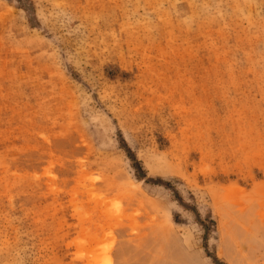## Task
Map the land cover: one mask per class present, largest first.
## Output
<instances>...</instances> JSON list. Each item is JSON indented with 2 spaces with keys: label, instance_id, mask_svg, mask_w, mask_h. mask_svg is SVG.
<instances>
[{
  "label": "rangeland",
  "instance_id": "1",
  "mask_svg": "<svg viewBox=\"0 0 264 264\" xmlns=\"http://www.w3.org/2000/svg\"><path fill=\"white\" fill-rule=\"evenodd\" d=\"M0 264H264V0H0Z\"/></svg>",
  "mask_w": 264,
  "mask_h": 264
}]
</instances>
